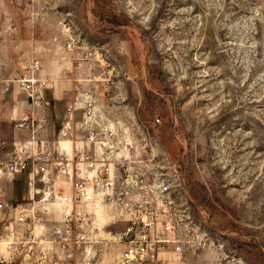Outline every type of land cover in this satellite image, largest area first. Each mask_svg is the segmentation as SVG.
<instances>
[{
    "label": "rangeland",
    "instance_id": "374dc122",
    "mask_svg": "<svg viewBox=\"0 0 264 264\" xmlns=\"http://www.w3.org/2000/svg\"><path fill=\"white\" fill-rule=\"evenodd\" d=\"M31 72L51 80L36 105H53V88L59 105L90 97L127 155L179 162L207 237L168 264H264V0H0V90ZM50 120L55 136L64 117ZM30 172L4 187L35 219L0 213V264H115L121 207L103 203L100 231L82 203L38 204ZM50 181L71 195L64 175Z\"/></svg>",
    "mask_w": 264,
    "mask_h": 264
},
{
    "label": "built area",
    "instance_id": "2783aa9c",
    "mask_svg": "<svg viewBox=\"0 0 264 264\" xmlns=\"http://www.w3.org/2000/svg\"><path fill=\"white\" fill-rule=\"evenodd\" d=\"M71 47L67 41L65 48ZM50 81L31 72L16 82L19 92L40 114L11 119L15 129L30 132L27 141L12 140L8 144L0 137V152L10 148L9 157L0 161V182H13L30 169L29 186L38 182L45 186L40 202H61L68 209L72 203L85 205L99 200L121 207L129 227L119 234L124 248L115 264H164L159 255L169 249L178 259L186 251L194 252L207 233L189 208L179 162L170 161L164 154L127 155V145L115 140L114 125L101 111L102 106L83 95L67 105L64 121L50 140L46 134L50 105H36L43 101ZM9 89L7 84L4 92ZM64 139L82 141V145H75L74 152L68 155L60 145ZM54 172L67 178L72 188L70 196L55 192L50 184ZM0 213H5L4 218L14 217L17 225H25L28 218L35 219L33 205L11 203L1 187Z\"/></svg>",
    "mask_w": 264,
    "mask_h": 264
},
{
    "label": "crops",
    "instance_id": "0c3cea01",
    "mask_svg": "<svg viewBox=\"0 0 264 264\" xmlns=\"http://www.w3.org/2000/svg\"><path fill=\"white\" fill-rule=\"evenodd\" d=\"M61 92H68L62 91ZM50 94L53 96V105L47 110L48 116V123L51 121V117H55L58 119H62L64 117L67 105H59L58 100L55 94V88L50 91ZM61 94V93H60ZM63 108L65 111L60 112L59 115L56 113L59 109ZM40 111L34 109L32 105H29L22 93L19 92L17 86L13 84L9 91L5 93L4 91L0 90V137H2L8 144L12 140L18 141H27L30 138V132L28 130H18L13 127V123L11 119H21V118H30L31 116L39 117ZM50 140L54 138V134L48 135ZM82 141H78L77 143L71 142V153L74 152L75 145L80 146L82 145ZM10 148L5 149L4 151L0 152V161H3L9 157L8 152ZM66 152V151H65ZM67 154V153H66ZM15 180V179H14ZM13 180V181H14ZM13 182L9 181H2L0 182V187L4 191V187L7 185H11ZM5 193V191H4ZM166 255H175L171 249L166 252H163L159 255V257L165 261L164 264H168L169 260L165 258Z\"/></svg>",
    "mask_w": 264,
    "mask_h": 264
},
{
    "label": "bare ground",
    "instance_id": "6f19581e",
    "mask_svg": "<svg viewBox=\"0 0 264 264\" xmlns=\"http://www.w3.org/2000/svg\"><path fill=\"white\" fill-rule=\"evenodd\" d=\"M61 147L63 150L66 151V153L68 155L71 154V142L67 139H64L61 141L60 143ZM32 191H31V197H32ZM39 191H36V194H38ZM38 204H42L44 205L45 208L49 209V207H54V208H59L62 211V208L67 206L64 203L61 202H57V203H50L49 201L47 202V200H44V202H39ZM70 204V203H69ZM70 206V205H68ZM86 209L85 211L94 215V222L96 223V221H98V219L100 220V225L98 227V230L103 231L106 227V221L107 220H111V214L109 212V210L105 207V205H103V203H100L99 200H96L95 202L92 203H87L84 206ZM1 249L2 251H4L6 249V242H2L1 244Z\"/></svg>",
    "mask_w": 264,
    "mask_h": 264
}]
</instances>
